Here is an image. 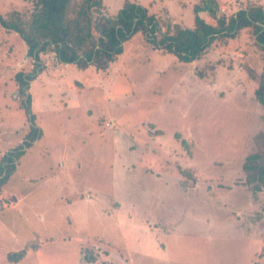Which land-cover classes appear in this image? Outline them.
Listing matches in <instances>:
<instances>
[{
    "label": "rangeland",
    "instance_id": "1",
    "mask_svg": "<svg viewBox=\"0 0 264 264\" xmlns=\"http://www.w3.org/2000/svg\"><path fill=\"white\" fill-rule=\"evenodd\" d=\"M123 1L102 0L103 12ZM131 1L161 24L191 26L201 0ZM215 1L226 17L246 3ZM31 7L0 0L5 17L27 20ZM123 48L102 69L41 53L25 90L31 122L14 76L32 58L0 25V158L30 125L40 131L0 189V264H264V189L253 193L241 169L264 128L253 94L264 51L251 29L186 63L140 32ZM20 249L19 261L7 259Z\"/></svg>",
    "mask_w": 264,
    "mask_h": 264
},
{
    "label": "trees",
    "instance_id": "2",
    "mask_svg": "<svg viewBox=\"0 0 264 264\" xmlns=\"http://www.w3.org/2000/svg\"><path fill=\"white\" fill-rule=\"evenodd\" d=\"M30 3L27 20L18 11H12L9 17L0 13V25L20 35L27 46V55L32 58L29 72L18 71L14 76L22 96L21 107L31 122L33 115L25 90L42 68L40 54L47 50L53 51L59 62L75 63L81 68L92 64L102 69L122 53L125 41L140 32L154 48L172 53L186 63L200 58L215 39L234 37L240 29L250 28L254 44L264 51V4L260 3L246 2L243 8L231 11L226 17L216 15L215 0H201L193 6L191 26L170 21L161 24L146 7L131 0H124L114 16L103 12L102 0H30ZM202 11L216 23L205 20L200 15ZM197 74L203 76L201 71ZM250 77L252 79L254 74ZM253 94L264 109V70L259 73ZM39 135V128L30 125L23 143L0 158V189L13 173L15 160ZM252 140L253 148L244 156L241 169L244 184L256 193L264 189V128L255 132ZM181 174L186 175L185 170L182 169ZM24 255L25 249H20L8 253L7 259L17 262ZM84 258L92 261L88 254H84Z\"/></svg>",
    "mask_w": 264,
    "mask_h": 264
},
{
    "label": "crops",
    "instance_id": "3",
    "mask_svg": "<svg viewBox=\"0 0 264 264\" xmlns=\"http://www.w3.org/2000/svg\"><path fill=\"white\" fill-rule=\"evenodd\" d=\"M239 1H242V0H239ZM244 1V0H243ZM246 2H251L250 0H245ZM238 2V1H237ZM238 3H240V2H238ZM260 4H264V2L262 1H260L259 2ZM194 4H196V3H194ZM245 4V3H244ZM230 7H233L232 5L230 6ZM192 9H193V7H192ZM202 13H204V12H200V15L202 14ZM206 13V12H205ZM208 14V13H207ZM202 16V15H201ZM15 171H16V169H15ZM10 180V179H9ZM8 180V181H9ZM11 180H12V175H11ZM257 263H258V261H257Z\"/></svg>",
    "mask_w": 264,
    "mask_h": 264
},
{
    "label": "built area",
    "instance_id": "4",
    "mask_svg": "<svg viewBox=\"0 0 264 264\" xmlns=\"http://www.w3.org/2000/svg\"><path fill=\"white\" fill-rule=\"evenodd\" d=\"M105 126L110 127L111 126V123L110 122H106L105 123Z\"/></svg>",
    "mask_w": 264,
    "mask_h": 264
}]
</instances>
